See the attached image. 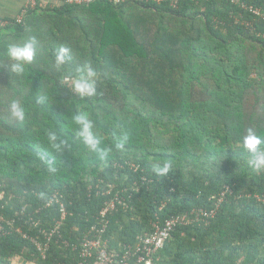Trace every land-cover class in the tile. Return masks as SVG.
Returning a JSON list of instances; mask_svg holds the SVG:
<instances>
[{
  "label": "trees",
  "instance_id": "obj_1",
  "mask_svg": "<svg viewBox=\"0 0 264 264\" xmlns=\"http://www.w3.org/2000/svg\"><path fill=\"white\" fill-rule=\"evenodd\" d=\"M176 1L37 5L20 22L0 19V213L16 223L0 239V264H78L64 242L102 228L116 197L105 216L110 252L186 215L192 223L171 233L153 264H264V169L249 166L242 144L247 129L264 133V0ZM31 37L34 59L17 74L7 48ZM62 46L71 51L57 65ZM86 62L97 73L92 96L71 86ZM13 99L23 122L11 116ZM84 113L99 151L70 123ZM49 131L68 148H52ZM169 161L166 175L154 172ZM60 203L67 217L42 260L18 231L42 239L61 221ZM199 209L216 212L207 225Z\"/></svg>",
  "mask_w": 264,
  "mask_h": 264
},
{
  "label": "built area",
  "instance_id": "obj_2",
  "mask_svg": "<svg viewBox=\"0 0 264 264\" xmlns=\"http://www.w3.org/2000/svg\"><path fill=\"white\" fill-rule=\"evenodd\" d=\"M100 0H55V4L61 6H73V7H84L90 6ZM117 5L122 3H135V4H144L150 1L155 2H164L165 0H112ZM171 3V6L176 7L177 2L176 0H167ZM235 2V0H233ZM27 8L21 12L18 16V22L22 20L25 16ZM253 11L254 14H258L257 11ZM6 23L0 20V28L4 27ZM68 81V79L66 80ZM228 190L222 193L219 197L218 203H222L224 197ZM52 202H60L57 199H53ZM51 202V204H52ZM120 203V199L116 197L113 201L107 204V207L101 212V221L99 222V226L101 225L102 228H98V226L94 225L90 228L89 232L86 236L81 240L79 244H70L68 242H64L66 248L71 250L72 252L77 253L79 258L78 264H153L154 256L160 251L168 238L170 237L171 233L181 225H189L192 223L189 220L188 216H179V217H172L170 219L165 220L164 222H153L152 233L144 236H139L138 240L135 244L125 245L122 248V251L119 254L109 251L108 242L105 240V234L107 231L108 223L105 221V216L108 212L114 210L116 208V203ZM61 204V203H60ZM65 207L61 204V221L55 223V226L49 230H41L40 237H34L27 233H23L22 230H19V234L22 236L23 239L29 240L35 249L37 250L39 256L42 260L47 258L48 252L51 248L52 239L55 236L59 235V228L61 222H63L66 217L67 213L65 211ZM197 214V221H201L207 225L210 218H213L216 214L215 211H207L204 209H199ZM34 219L30 217V222ZM26 223L28 221L26 220ZM15 220L11 219L10 221L6 222L3 220V216L0 213V239L9 235L8 230L12 231L15 228ZM39 223H36L35 226H38Z\"/></svg>",
  "mask_w": 264,
  "mask_h": 264
},
{
  "label": "clouds",
  "instance_id": "obj_3",
  "mask_svg": "<svg viewBox=\"0 0 264 264\" xmlns=\"http://www.w3.org/2000/svg\"><path fill=\"white\" fill-rule=\"evenodd\" d=\"M36 38H29L23 46L9 45L7 48V57L13 61L11 70L17 74L24 73L26 65L30 64L34 59V53L36 51ZM71 49L69 47H61L55 56L56 64L62 65L66 62L67 54ZM80 71V75L71 81L73 90L81 96H92L95 94V77L97 75L95 69L91 63L86 62ZM65 79H68L67 77ZM11 116L19 122H23L25 119V108L18 99H13L10 103ZM70 123H75L79 126V130L76 135L81 139L83 144L91 151H99L98 146L101 144V138L94 133L93 121L88 118V114H79L72 117ZM262 136L264 133L257 134L252 129L246 130V135L242 138L243 148L251 154L249 160V166L254 170L264 169V150L260 149L262 143ZM47 138L52 148L58 153L63 152L68 148L66 140L58 137L55 131H49ZM129 140L128 135H125L116 147L123 148L124 144ZM171 168V162H165L162 166H154V172L163 176L168 173ZM55 171V169H51Z\"/></svg>",
  "mask_w": 264,
  "mask_h": 264
},
{
  "label": "crops",
  "instance_id": "obj_4",
  "mask_svg": "<svg viewBox=\"0 0 264 264\" xmlns=\"http://www.w3.org/2000/svg\"><path fill=\"white\" fill-rule=\"evenodd\" d=\"M55 0H0V19H14L26 8L54 5ZM9 264H34L21 257H15Z\"/></svg>",
  "mask_w": 264,
  "mask_h": 264
}]
</instances>
